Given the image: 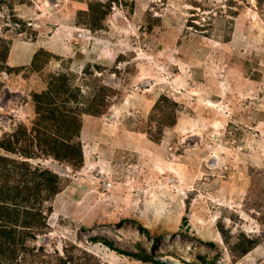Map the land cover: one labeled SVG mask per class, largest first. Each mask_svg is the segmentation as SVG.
<instances>
[{
	"label": "rangeland",
	"instance_id": "374dc122",
	"mask_svg": "<svg viewBox=\"0 0 264 264\" xmlns=\"http://www.w3.org/2000/svg\"><path fill=\"white\" fill-rule=\"evenodd\" d=\"M61 74L80 92L53 100L79 120V168L38 147L33 95ZM8 139L0 185L30 188L47 264L64 246L84 264H263L264 0H0ZM34 170L62 189L44 200Z\"/></svg>",
	"mask_w": 264,
	"mask_h": 264
},
{
	"label": "trees",
	"instance_id": "16d2710c",
	"mask_svg": "<svg viewBox=\"0 0 264 264\" xmlns=\"http://www.w3.org/2000/svg\"><path fill=\"white\" fill-rule=\"evenodd\" d=\"M41 53L42 51H38L32 56V67L36 66L37 59ZM56 80L57 84H54L55 90L54 93L52 92L53 94L44 92L39 95H33L35 111L40 119L49 122L50 125L48 126L47 123L39 119L42 128L36 130V134L41 137L38 147L44 154L51 155L54 159L66 161L71 166L79 168L82 164L81 147L78 141L76 143L73 141L75 138L78 139L79 120L75 116L57 112L56 108H53L55 107L53 100L58 96L66 95V98L70 101L71 98L76 99L80 92L79 89L71 88L64 75L61 74ZM81 104L84 105L83 103ZM95 113H98V111H95ZM4 140L0 141V148L6 151H13L11 140ZM24 154L27 155V152H24ZM4 161L7 163L11 162L7 159H4ZM24 166H26L25 163H20L18 169L24 168ZM28 173L31 176V182L34 184V190L37 193L45 192L46 195L43 194L44 200L46 198L50 199L62 189L58 185V177L49 171H26L22 175L27 176ZM5 178L10 181L6 175ZM24 186L26 185L20 187L19 185H9L8 183L0 185V264H25V259L27 258L35 264V258L37 257L40 258L39 264H47V260H44L47 256L44 248L42 246L28 245L27 238L34 239L37 229L45 230L47 229V224L46 217L44 214L42 215V211L34 208L35 206H32V204L28 205V193L30 194L31 191L29 187ZM39 195L33 197L35 201H37L35 198L39 197ZM247 242L246 248L242 251L244 253L252 249L256 243V241ZM106 245L123 255L134 256V254L114 249L110 243H106ZM74 249L77 252H72ZM63 251L66 257L59 258L62 264H84V262L88 263L89 258H91L90 254L78 250L75 246H71L70 249L64 246ZM78 252L81 257H84L83 259L79 255L76 257ZM141 260H151L153 262L150 257H143ZM154 264L158 263L155 261Z\"/></svg>",
	"mask_w": 264,
	"mask_h": 264
}]
</instances>
